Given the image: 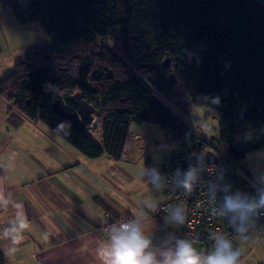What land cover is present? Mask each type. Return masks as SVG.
I'll return each mask as SVG.
<instances>
[{
  "label": "trees",
  "instance_id": "trees-1",
  "mask_svg": "<svg viewBox=\"0 0 264 264\" xmlns=\"http://www.w3.org/2000/svg\"><path fill=\"white\" fill-rule=\"evenodd\" d=\"M21 21L37 22L50 44L0 80V99L86 157L119 158L132 123L184 138L197 108L217 120L216 142L239 166L264 150V1L29 0ZM84 110L99 142L74 123Z\"/></svg>",
  "mask_w": 264,
  "mask_h": 264
},
{
  "label": "crops",
  "instance_id": "crops-1",
  "mask_svg": "<svg viewBox=\"0 0 264 264\" xmlns=\"http://www.w3.org/2000/svg\"><path fill=\"white\" fill-rule=\"evenodd\" d=\"M28 1L0 0V80L26 54L50 44L37 22L22 23ZM94 119L86 134L99 142L101 127ZM175 151L164 129L144 122L129 125L119 158H88L42 122L10 114L0 99V254L6 264H103L110 237L100 228L141 215L153 249L174 248L177 227L161 226L143 206L149 199L159 205L162 191L141 172H162ZM240 167L256 184L264 178V150L247 153ZM262 238L252 232L247 241L258 247L259 264ZM249 255L241 252L240 264H254Z\"/></svg>",
  "mask_w": 264,
  "mask_h": 264
},
{
  "label": "clouds",
  "instance_id": "clouds-1",
  "mask_svg": "<svg viewBox=\"0 0 264 264\" xmlns=\"http://www.w3.org/2000/svg\"><path fill=\"white\" fill-rule=\"evenodd\" d=\"M219 102L218 99L216 101ZM250 139L249 134H245ZM196 155V163L189 164L186 171L181 173L177 168L173 174V183L183 189L184 195H191L198 182L200 171L205 168V155ZM141 176L156 191L160 192L166 187V178L156 167H145ZM222 179V177H220ZM218 187L222 191L219 207L212 208V214L226 218L236 236L246 240L247 233L256 223L259 216L264 215V178H258L255 195H249L239 190L230 193L231 185L209 184V199L213 205L217 200ZM143 206L155 213L158 201L146 200ZM168 213L165 222L175 226H182L187 220L185 206L177 204L164 209ZM143 215L127 222L113 224L110 228V238L106 245V259L103 264H240L241 249L234 246L233 240L222 232L211 234L212 249L206 254L198 252L193 244L185 239H177L174 248H165L156 251L152 247L151 238L145 234ZM167 243V242H165Z\"/></svg>",
  "mask_w": 264,
  "mask_h": 264
},
{
  "label": "built area",
  "instance_id": "built-area-1",
  "mask_svg": "<svg viewBox=\"0 0 264 264\" xmlns=\"http://www.w3.org/2000/svg\"><path fill=\"white\" fill-rule=\"evenodd\" d=\"M165 136L171 144L178 147V151L169 157L166 166L161 174L166 178V187L162 191V199L155 213L151 212L150 218L161 226H169L165 222L168 215L164 209L183 204L187 211V220L184 225L176 226L179 232L178 239H185L193 244L198 252L207 253L212 249L211 234L222 232L233 240L234 246L241 244L240 240L226 218L212 214V208L219 207L222 198V191L218 187L216 204L213 205L209 199V184L215 183L218 186L223 184L231 185L230 193L239 190L249 195H255L254 183L245 175L241 167L220 147V145L206 140H200L196 151L188 149L183 138H178L175 130L164 129ZM194 154L205 155V168L200 171L198 182L189 196H185L183 189L173 183V174L177 168L181 173L187 170L189 164H195L192 157ZM207 155H212L214 160H207ZM222 177V179L220 178ZM129 221L128 218H121L110 224L103 225L100 232L110 237V228L113 224ZM175 226V225H174ZM255 232L260 238L264 237V215L259 216L256 223L252 225L247 233Z\"/></svg>",
  "mask_w": 264,
  "mask_h": 264
},
{
  "label": "rangeland",
  "instance_id": "rangeland-1",
  "mask_svg": "<svg viewBox=\"0 0 264 264\" xmlns=\"http://www.w3.org/2000/svg\"><path fill=\"white\" fill-rule=\"evenodd\" d=\"M184 119L189 127V131L183 138L185 143L184 146H186L191 151H196L195 147H197L200 140H206L216 143L218 139V125H217V120L213 116L207 114L202 109L197 108L190 115H187ZM177 151H178V147H176L175 152ZM261 240H263V238H261ZM247 241L248 238L244 240L241 244H239L237 247L241 249V252L243 254L249 255L250 253L251 255L249 256L253 258L254 264L261 263L260 252L258 250V247L252 248L253 243L249 245V242Z\"/></svg>",
  "mask_w": 264,
  "mask_h": 264
},
{
  "label": "water",
  "instance_id": "water-1",
  "mask_svg": "<svg viewBox=\"0 0 264 264\" xmlns=\"http://www.w3.org/2000/svg\"><path fill=\"white\" fill-rule=\"evenodd\" d=\"M94 121V113L87 110L79 112L74 119L75 125L82 129L84 133H87L86 127L91 126ZM192 159L196 163V156H193ZM207 160H214V157L212 155H207Z\"/></svg>",
  "mask_w": 264,
  "mask_h": 264
},
{
  "label": "bare ground",
  "instance_id": "bare-ground-1",
  "mask_svg": "<svg viewBox=\"0 0 264 264\" xmlns=\"http://www.w3.org/2000/svg\"><path fill=\"white\" fill-rule=\"evenodd\" d=\"M94 125H95V121L92 123V125H91V126L93 127Z\"/></svg>",
  "mask_w": 264,
  "mask_h": 264
}]
</instances>
